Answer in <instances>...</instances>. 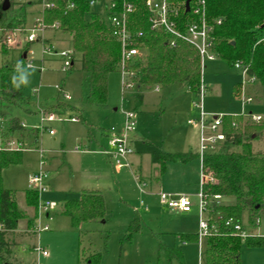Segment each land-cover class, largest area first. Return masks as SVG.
Returning <instances> with one entry per match:
<instances>
[{"label":"rangeland","instance_id":"obj_1","mask_svg":"<svg viewBox=\"0 0 264 264\" xmlns=\"http://www.w3.org/2000/svg\"><path fill=\"white\" fill-rule=\"evenodd\" d=\"M92 11L104 16L98 5ZM40 20L41 8L37 4L29 5L23 27L30 29ZM53 25L47 26L44 37H63L67 48H72L71 36ZM1 31L5 33L3 28ZM17 36L21 45L16 50L0 45V50L5 47L9 50L7 55L0 53V66L7 61L15 65L22 63L21 53L26 42L22 34ZM28 47L34 55L30 56L32 62H27L21 74L27 83L20 84L27 102L19 108L6 103L0 105V150L9 149L10 142L14 143L10 146L12 150L23 149L21 162L2 171V182L4 188L16 191L19 210L35 215V228L47 227L48 231L17 236L26 238L15 250L12 247L14 263L85 264L90 254L100 253L102 264H167L159 256L160 245H167L183 252L184 264H204L199 244L184 243L181 238L183 234L200 235L201 216L205 221L211 218L209 210L203 215L200 212L203 182L198 130L188 121L198 119L201 110L193 105L195 98L190 96L188 87L174 84L156 91L155 86L127 85L120 70L109 77L107 104L91 106L87 102L88 78L81 70L79 55L74 67L65 70L59 53L66 47L58 49L55 46L57 55L44 56L41 43ZM127 74L131 78L129 72ZM202 78L206 87L204 112L226 117L258 115L264 119V86L258 80L248 79L243 69L217 56L214 61H205ZM242 94L252 97V102L244 103ZM188 101L192 108L190 113L185 110ZM58 102L73 106L77 111H59L53 121L43 122L41 111ZM79 113L83 120L79 119ZM126 113L135 115L134 131H126ZM10 118H18L26 131L8 136L5 141L1 129ZM35 129L40 130L37 143L31 132ZM121 136H127L134 154L128 156V165L117 168L104 153V148H108L112 138ZM77 148L81 152L76 153ZM239 150L233 145L221 147L223 152ZM253 150L264 152V138L253 143ZM153 152H190L197 157L184 163H167L165 174L155 180L157 171L151 162ZM40 173L45 174V190L39 193V203L49 201L54 205L49 215L39 210V204L37 209L28 206L25 199V192L34 187L30 177ZM84 188L98 189L103 194L106 217L73 228L70 218L62 214L63 204L65 200L79 198ZM161 193L174 199L188 197L192 203L191 212L163 206ZM234 201L224 198L217 204L211 198L209 205L233 204ZM134 220L139 221L141 230L129 236ZM242 223L248 236L264 237V214L257 227L249 225L247 213ZM25 225L24 220L20 221L19 230ZM41 249H46L47 257L40 255ZM241 264H264V247L248 248L243 244Z\"/></svg>","mask_w":264,"mask_h":264},{"label":"trees","instance_id":"obj_2","mask_svg":"<svg viewBox=\"0 0 264 264\" xmlns=\"http://www.w3.org/2000/svg\"><path fill=\"white\" fill-rule=\"evenodd\" d=\"M3 1L0 5V27L8 31L23 27L27 7L32 3L10 0V9L3 11ZM133 1L138 8L130 17V30L134 34L142 33L137 42L142 44L145 56L127 64L130 81L138 87L185 84L189 92L198 93L203 82V67L198 51L183 39L164 31L152 30L145 0ZM171 1L179 7L178 21L181 23L180 30L184 32L187 23L193 19L192 14L186 12L187 0ZM195 1L191 0L190 6ZM204 1L208 21L213 25L214 50L218 57L231 66L243 63L248 68L247 78L258 80L264 86V0ZM71 4L74 7L68 9ZM43 19L47 26L59 22V28L71 36L72 50L80 56L81 70L88 78L87 102L91 106L104 107L108 101L109 77L120 71L121 64V46L113 38L107 21L92 11L88 0H57L56 7L46 10ZM219 20L220 24L217 23ZM172 41L175 42L174 46H171ZM8 52L6 47L0 50L4 55ZM21 62L15 65L7 61L0 66V105L6 103L19 108L27 102L22 88L13 83V77L19 83L23 70L27 68L24 56H21ZM66 110L75 111L65 103L58 102L45 112L50 114ZM2 116L5 117L4 114ZM251 118L252 115L225 117L224 131L228 136L226 145H233L240 150L210 153L201 161L202 174L207 178L202 183V192L208 202L214 196L235 200L233 204L208 207L210 217L214 219L219 215L221 219H212L210 222L218 230L217 234L204 240V264H241L243 244L248 248L264 247V237L241 238L233 228L225 225L226 221L232 220L233 224L243 227V215L247 213L249 225L257 227L264 214V152L253 150V143L264 138V121L255 122ZM79 119L83 120L80 115ZM21 131L26 130L20 120L10 118L1 129L2 138L7 141L8 136ZM31 132L37 140L40 130ZM21 155L20 150H0V219L5 229L0 232V264H15L10 259L14 245L11 235L18 228L19 221L25 218L24 213L18 209L16 191L4 188L2 182V171L19 164ZM196 157L192 153L158 152L152 155V163L158 166L162 175L167 163H184ZM26 199L28 206L37 207L39 191L27 190ZM62 214L70 218L73 228L102 220L106 217L104 196L99 192L84 191L79 198L64 202ZM129 230V236L138 233L141 230L139 221L134 220ZM181 238L184 243L199 241L197 234H183ZM159 256L167 264H184L183 252L172 246L160 245ZM85 264H102L101 254H90Z\"/></svg>","mask_w":264,"mask_h":264},{"label":"built area","instance_id":"obj_3","mask_svg":"<svg viewBox=\"0 0 264 264\" xmlns=\"http://www.w3.org/2000/svg\"><path fill=\"white\" fill-rule=\"evenodd\" d=\"M17 3H35L42 10V20L36 22V25L32 28L20 27L13 30H5V33L1 31L0 36L2 38L0 45L4 44L8 48L17 49L21 45V39L18 38V33L22 34L26 46L25 50L21 54H26L28 62H32L30 56L34 53L29 51L28 45L32 43H41L42 55L55 53L57 55V50L55 46L49 44L44 33L46 32L47 25L44 23V12L48 9H54L56 7L57 0H14ZM91 8L98 5L102 8L104 18L109 27L111 28V33L113 38L120 43L121 46V64L120 70L123 73L126 84H133L128 77V72L126 71V66L128 63L132 62L137 58H143L145 56L144 50H142V44L137 42V38L142 36V33L134 34L130 30V17L134 14L138 8L136 2L133 0H88ZM145 8L148 12L149 22L151 24V29L154 31H164L171 36L183 39L190 45H192L199 53L201 58L202 67L206 60L214 61L218 56L214 50V41L212 37L213 25H211L207 18V8L206 2L204 0H196L193 5L190 6V11L188 13L192 14L191 22L187 23L185 31L180 30L181 23H179V7L176 6L171 0H145ZM74 4H71L68 9L73 8ZM220 24V20L217 21ZM55 28H59V22L54 23ZM263 40V39H262ZM175 42H171V46H174ZM61 59L63 60L64 69H71L74 61V51L73 50H63L59 53ZM45 57H43L44 60ZM236 68L243 69L244 75L247 77L248 68L241 62L235 64ZM158 89V88H157ZM190 94L195 98L193 100V105L200 109V116L198 119H190L188 124L199 129L200 140H199V158L203 161L205 155L210 153H217L221 151V147L225 146L228 141V136L224 131V120L225 117L222 114L213 115L204 112L203 110V98L206 94V87L202 82L200 90L198 93L190 92ZM69 98L68 95H65ZM196 99H202L196 101ZM242 99L244 103L252 102V97L242 94ZM42 121H53L55 119V113H46L41 111ZM47 114V117L45 115ZM135 115L134 113H126V131L135 130ZM255 122H261L264 119L261 116L254 115L251 118ZM52 134L53 132L50 131ZM14 143H9L7 146L10 150ZM110 145L112 147L111 151H105L104 153L111 157L113 164L117 168H122L128 165V156L133 154V150L128 146L127 136L114 137L111 139ZM18 145V149H19ZM45 162V160L43 161ZM45 178L44 173L30 177V183L34 186L33 188L39 192L45 190L43 187V179ZM207 178L202 174V182L206 181ZM210 181H213L210 178ZM201 203L200 212L203 215L204 212L208 210L209 202L206 196L203 194L202 190L200 193ZM212 199L217 201L221 200L220 196H214ZM160 203L163 206H167L170 209H174L183 213H189L192 210V203L188 197H180L179 199H174L169 195L160 194ZM53 204L49 201L43 202L39 205V210L44 213L50 211L53 208ZM211 217L208 221H205L201 216L200 228L201 232L199 236V247L200 252H203L204 240L210 235L217 234V226L211 224ZM221 216L217 215L213 220H220ZM226 227L233 228L241 238L248 237V234L243 229L240 224H233L232 220L225 222ZM48 231V228L44 229L35 228V233L40 231ZM5 231L3 224L0 219V232ZM43 256H47L48 253L44 249L40 250ZM202 264V263H200Z\"/></svg>","mask_w":264,"mask_h":264},{"label":"crops","instance_id":"obj_4","mask_svg":"<svg viewBox=\"0 0 264 264\" xmlns=\"http://www.w3.org/2000/svg\"><path fill=\"white\" fill-rule=\"evenodd\" d=\"M33 5L35 4V3H32ZM27 17V16H26ZM57 33V32H56ZM50 34H54L55 35V33H53V32H50ZM45 35H47V33L45 32ZM45 39H46V41L49 43V44H53V46H57V48L58 49H61V48H59L60 46H62V47H66V48H64L63 50H72V48L70 47H68L67 48V44L65 43V39L63 38V37H59V38H57V37H55V36H53V35H51L50 37H45ZM56 42V43H55ZM29 46V45H28ZM14 50H16V49H14ZM13 50V51H14ZM57 50V49H56ZM24 55H26V54H21V56H24ZM77 56L78 55H76L75 53H74V61H73V65H72V68L74 67V65H75V62H76V60H77ZM25 58H26V56H25ZM27 59V58H26ZM79 59H80V56H79ZM44 60H45V58H44ZM27 62H28V60H27ZM71 68V69H72ZM158 88V89H157ZM159 87H156V91H159ZM190 96H191V94H190ZM190 101H188L187 102V105H186V108H185V110L187 111V112H191V110H192V108H191V106H190ZM179 105V104H178ZM67 106H69V107H71V108H73V109H75V111H77V109L75 108V107H73V106H70V105H67ZM180 106V105H179ZM182 106V105H181ZM45 111V110H44ZM29 112H31V111H29ZM79 115L81 116V114L79 113ZM258 116V115H257ZM24 126V125H23ZM197 128V127H196ZM197 130H198V142H199V140H200V134H199V129L197 128ZM32 137H33V135H32ZM33 139H34V137H33ZM34 141L37 143L38 141H39V137H38V139L37 140H35L34 139ZM111 142V141H110ZM9 143V142H8ZM198 146H199V144H198ZM105 150H104V152L105 151H111V149H112V147H111V145H110V143H109V146H108V148H104ZM7 150H10V149H7ZM20 151H22L23 149H19ZM12 151H18V150H12ZM79 152H81L78 148L76 149V153H79ZM154 153H158V152H153L152 153V155L154 154ZM164 153H166V152H164ZM181 153H190V152H181ZM133 154H134V152H133ZM169 154V153H168ZM152 155H151V162H152ZM110 158V161L112 162V164H113V161H112V159H111V157H109ZM114 165V164H113ZM155 165V164H154ZM166 167H167V165H166ZM155 168H156V171H157V173L155 174V176H154V179L155 180H159L160 179V177H162L164 174H165V172L162 174V175H160V173H159V171H158V166L157 165H155ZM139 180H141V177H139ZM31 189H34V188H31ZM29 190V189H28ZM84 191H95V192H99V193H101L98 189H89V188H84V189H82L81 191H80V196H81V194L84 192ZM40 193V192H39ZM102 194V193H101ZM103 195V194H102ZM79 196V197H80ZM25 199H26V192H25ZM224 198H221V200H223ZM68 200H71V199H68ZM65 201H67V200H65ZM16 202H17V200H16ZM26 203H27V199H26ZM38 204L40 205V203L38 202ZM28 205V204H27ZM19 209V208H18ZM35 209H37V207H35ZM23 212V211H22ZM50 212V211H49ZM49 212H47L46 214L47 215H49ZM24 213V215H25V218L24 219H22V220H24L25 222H26V225H25V227L24 228H22V229H20L19 230V223H20V221H22V220H20L19 221V223H18V228L12 233V235H11V237H12V239L14 240V245H13V249L15 250V247H17L20 243H22L23 242V239L24 238H26V237H17V236H31V235H35L36 233L34 232L35 231V226H34V218H35V215H32L31 216V214H28L27 212H23ZM31 223V224H30ZM31 227V228H30ZM30 228V229H29ZM34 228V229H33ZM14 250H12V255L10 256V259H11V261L12 262H14V259H15V256H14V254H15V252H14ZM44 250H46V249H44ZM203 254H204V248H203V252H202ZM40 255L41 256H43L41 253H40ZM44 257H47V256H44ZM203 259H204V256H203Z\"/></svg>","mask_w":264,"mask_h":264},{"label":"water","instance_id":"obj_5","mask_svg":"<svg viewBox=\"0 0 264 264\" xmlns=\"http://www.w3.org/2000/svg\"><path fill=\"white\" fill-rule=\"evenodd\" d=\"M190 3H191V0H187L186 1V12H189L190 11ZM11 7V3H10V0H4L3 1V4H2V10L3 11H8ZM26 55H24L25 57Z\"/></svg>","mask_w":264,"mask_h":264},{"label":"clouds","instance_id":"obj_6","mask_svg":"<svg viewBox=\"0 0 264 264\" xmlns=\"http://www.w3.org/2000/svg\"><path fill=\"white\" fill-rule=\"evenodd\" d=\"M17 67L19 68V66ZM13 83L15 84L16 87H19L21 83H27V79L21 77L19 83H17V78L13 77Z\"/></svg>","mask_w":264,"mask_h":264}]
</instances>
